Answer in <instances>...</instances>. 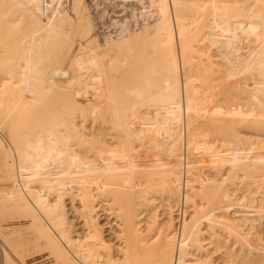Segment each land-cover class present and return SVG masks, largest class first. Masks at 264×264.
<instances>
[{
  "label": "bare ground",
  "instance_id": "obj_1",
  "mask_svg": "<svg viewBox=\"0 0 264 264\" xmlns=\"http://www.w3.org/2000/svg\"><path fill=\"white\" fill-rule=\"evenodd\" d=\"M99 1L138 14L99 41L84 0H0V219L55 264H264V142L209 132L264 136V0ZM152 201L176 213L156 233Z\"/></svg>",
  "mask_w": 264,
  "mask_h": 264
},
{
  "label": "rangeland",
  "instance_id": "obj_2",
  "mask_svg": "<svg viewBox=\"0 0 264 264\" xmlns=\"http://www.w3.org/2000/svg\"><path fill=\"white\" fill-rule=\"evenodd\" d=\"M85 1V4L87 5V7H88V9H89V12L91 13V15H90V17H91V19H92V21H93V24L95 25V30H94V36L100 41H102L104 38H108L109 36H113L114 35V33H115V31L118 29V24H116L115 23V21H113L114 19H118V17H119V19H122V18H124V17H127L129 14H130V12L131 13H134L135 15H136V13L138 12L137 10H139V8H137L138 6L136 5V4H134V3H131V9L129 10L128 8H124L123 7V9L121 8V6H120V9H119V6H116V7H107V15H102L101 13H102V10L104 9V7H105V5H104V3L103 2H101V1H99V2H97V4H96V11H98V15L97 16H95V12L92 10V6L90 5V0H84ZM134 4V5H133ZM89 5H90V7H89ZM91 8V9H90ZM95 9V8H94ZM122 9V10H121ZM133 9V10H132ZM119 11V12H118ZM125 11V12H124ZM137 11V12H136ZM111 12V13H110ZM116 13V14H115ZM100 14L102 15V16H100ZM119 14V15H118ZM138 14V13H137ZM115 15V16H114ZM112 18V20H111V18ZM204 19V18H203ZM129 24H132V26H134L135 24L136 25H140V23L142 22V20L140 19V18H138L137 20H136V18H130L129 20ZM195 21V20H194ZM203 24H204V22L202 21V19L200 18V22L198 23V27L196 28V30H194L193 31V35L194 34H196V32L198 31V30H200L201 28H202V26H203ZM78 38H76L75 39V41H76V45H75V47L76 48H78V46H79V40H77ZM202 43H204V42H200V43H198L197 44V48L199 49V47L201 46H203L202 48H200L199 50H201V49H203V50H201L200 52H198V50L196 51V56H197V58L199 59L200 57L202 58V59H200V61L201 60H203V62L201 61V63L203 64L202 66L205 68L206 67V65L205 64H207V63H205L206 62V58H208L209 57V55L210 54H214L215 52L214 51H212V53L210 52L211 50H215L216 51V49H217V52H219L220 50H222V49H218V48H216V47H214L213 49L212 48H209L208 49V47L206 48V50L204 49V45L202 44ZM205 44V43H204ZM207 46V45H206ZM205 50V51H204ZM216 55H217V53H216ZM215 54H214V56H216ZM208 56V57H207ZM214 56H212V57H214ZM211 56H210V60L211 61H214V62H216V59H217V62L219 61V58H217V57H215V58H212ZM212 58V59H211ZM209 59V58H208ZM208 62V65H210L212 62ZM205 63V64H204ZM200 64V63H199ZM211 66L213 67L214 66V64H211ZM211 67V68H212ZM208 68V67H207ZM209 68H210V66H209ZM214 68H217V66H215ZM66 71H67V64H65L64 65V68H63V71H62V73H61V75L60 76H55V80H59V81H61V82H65V76H64V78H63V74H65L66 73ZM214 82V81H213ZM213 82H210V87H212V89L214 88V86H216V87H218V90H220L221 91V88L219 89V87L221 86L220 85V83H219V85L217 84V83H213ZM213 83V84H212ZM214 85V86H213ZM217 90V91H218ZM212 91H216V89L215 90H212ZM236 117H234V116H230V115H228L227 114V112L226 111H223L219 116H218V119H219V122H217L218 124H216V125H212L210 128H209V132L211 131L212 133H214V134H216L217 132H219L220 131V128L221 127H233V128H238L239 129V131H241L243 134H241L240 133V135H239V137L241 136V138H242V141H244V143H245V141H246V143H245V146L247 145L248 147L251 145V144H253V145H251L253 148L256 146V145H258V146H261V144L259 145V144H256V143H259V142H264V136H262V135H259V134H262V131L260 132V130L259 131H256V129L253 131V127H251V126H241L240 124H238V125H236V124H234V123H232V120L233 119H235ZM206 120V119H205ZM210 120H211V117H210ZM200 126H202V124L201 125H199V127ZM204 127H205V125L204 126H202V129L204 130V132H205V130H207V128H205L204 129ZM208 127V126H207ZM253 128L252 130H251V128ZM213 128V129H212ZM216 128H218V129H216ZM211 129V130H210ZM213 130V131H212ZM216 130V133L214 132ZM218 130V131H217ZM207 132V131H206ZM236 132V131H235ZM258 132H260V133H257ZM212 133H210V134H212ZM223 133H225V131L223 132ZM228 133V132H227ZM226 133V134H227ZM231 133V132H230ZM239 133V132H238ZM254 133H256V135H254ZM1 134H2V136L0 135V141H3L4 139L2 138L3 136L4 137H7L6 136V133L3 131V132H1ZM205 134H207V133H205ZM228 136H229V134H228ZM240 138V139H241ZM243 138L245 139V140H243ZM201 142V141H200ZM199 142V143H200ZM202 143V142H201ZM244 143L242 142V144L244 145ZM214 144H216V142L214 143ZM254 144H256V145H254ZM263 144V143H262ZM1 145H3V142H1ZM246 146V147H247ZM257 146V147H258ZM256 149V148H255ZM1 160H2V157L0 156V166H1ZM5 174L4 173H2V172H0V182L1 181H5ZM6 180H8V182L6 183V184H8V186H10V184H12L11 183V181H9V179H6ZM256 180V179H255ZM258 182V183H257ZM261 182V181H260ZM259 179H257L256 181H255V183L257 184V186L259 185ZM2 183L3 182H1L0 183V187H2ZM259 187V186H258ZM258 187H256L255 189H251L250 191H251V193H250V191L249 190H247V194H245V196H246V198H244L245 199V203H244V206H245V208H246V210L247 211H250V212H253V210L255 209V211H256V208H257V210H259L260 209V207H263V206H261V204H263V201L261 202V199H262V197H260L259 195V198H257L256 196H255V194H256V192L258 193V191H256V189H258ZM255 193V194H254ZM252 195V196H251ZM244 196V197H245ZM252 197H254V198H252ZM255 199H257V201H259V202H257V201H255ZM259 203V204H258ZM154 206H153V205ZM152 204H151V206H153V207H156L155 209H154V211L152 212V214L150 215L151 217H148V216H146L145 214H144V217L146 216V223L144 224L143 223V227H144V229L143 230H146V228L148 229V230H151V229H153V230H155L154 231V233H156V227H157V229H158V224L160 223V221H162L163 220V218L165 217V214H166V212L167 213H169V215H167V217L168 218H170V219H173V217L175 216V209H169V208H165V207H163V206H160L159 205V203L157 202V201H152ZM260 207H259V206ZM256 206V207H255ZM107 209H109V207H106ZM259 208V209H258ZM165 210H168V211H165ZM99 215L100 214H104V216H107V219H108V222L110 221V220H112V219H116V216H115V212L114 211H110V210H105L104 212L102 211V208L100 207L99 208ZM100 211H102L101 213H100ZM257 212V211H256ZM255 212V213H256ZM2 212H1V210H0V214H1ZM98 215V216H99ZM234 216H239L238 214H233ZM101 218V217H100ZM102 218H103V216H102ZM149 218V219H148ZM3 219V218H2ZM2 219H0V233L3 235V237H1L0 236V264H3V258H2V255H3V248H5V251L7 250L8 251V253L11 255V258L14 260V261H16L17 263H19L18 262V259H19V257H21V256H26V258H24V264H55L54 262H50V261H52L49 257L48 258H46L48 255L45 253V252H40L39 250H37V249H35V247H36V245H37V242L32 238V236H31V232H29V231H23V230H21V224L19 223V222H16L15 221V219H11V220H8V219H6V218H4V220H2ZM100 220V219H99ZM148 220V221H147ZM2 222V223H1ZM11 222V223H10ZM174 222H176V221H174ZM248 224H250V226H248L249 228L251 227V223H248ZM247 224V225H248ZM3 225V226H2ZM113 225H115V226H117L116 225V223H113ZM5 226V227H4ZM154 226V227H153ZM2 227H4V228H2ZM108 227H110V224H108L107 222H106V225H104L103 226V228L105 229V228H108ZM146 227V228H145ZM247 226H246V228H248ZM20 230V232L21 233H18L17 231H19ZM6 235V236H5ZM5 237V238H4ZM154 241H156V238H153V239H151L150 240V242H149V244H153V243H155ZM204 244H206V243H204ZM209 248H211V246H208V247H206L205 249L207 250V249H209ZM35 249V250H34ZM27 250H29L28 252H27ZM37 250V251H36ZM32 251V252H31ZM39 251V252H38ZM38 253H40V254H38ZM41 256V257H40ZM213 256V258H214V256L215 255H212ZM29 257V258H28ZM248 257L250 258V260L249 261H254V260H256L255 258H252V256H246L245 257V261H246V263H245V261H244V264H247V260H248ZM235 259V258H234ZM244 259V258H243ZM247 259V260H246ZM36 260H38V261H36ZM50 260V261H49ZM213 259H212V257H210V258H207L206 259V261L208 262V263H210V261H211V263L210 264H212V263H214L213 261H212ZM229 261H231V262H229ZM235 261H237V260H233L232 261V258H230V259H228V260H226V262L225 261H217V262H215L214 264H218V262H219V264H224V262L225 263H227V264H243V262L242 261H239V263H236ZM248 261V262H249ZM34 262V263H33ZM36 262V263H35ZM242 262V263H241ZM255 262V261H254ZM19 264H21V263H19ZM248 264H251V263H248Z\"/></svg>",
  "mask_w": 264,
  "mask_h": 264
},
{
  "label": "crops",
  "instance_id": "obj_3",
  "mask_svg": "<svg viewBox=\"0 0 264 264\" xmlns=\"http://www.w3.org/2000/svg\"><path fill=\"white\" fill-rule=\"evenodd\" d=\"M2 258H3V264H5L6 262V258H5V248H3V255H2Z\"/></svg>",
  "mask_w": 264,
  "mask_h": 264
}]
</instances>
